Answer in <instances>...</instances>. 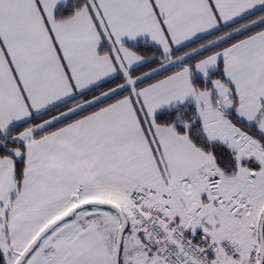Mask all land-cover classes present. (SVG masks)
<instances>
[{
	"label": "snow or ice",
	"instance_id": "obj_1",
	"mask_svg": "<svg viewBox=\"0 0 264 264\" xmlns=\"http://www.w3.org/2000/svg\"><path fill=\"white\" fill-rule=\"evenodd\" d=\"M0 264H264V0H0Z\"/></svg>",
	"mask_w": 264,
	"mask_h": 264
}]
</instances>
